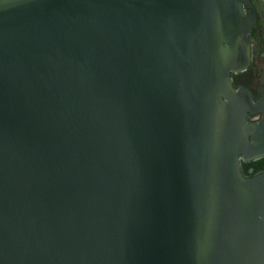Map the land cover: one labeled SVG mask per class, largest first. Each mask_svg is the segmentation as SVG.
<instances>
[{
    "label": "water",
    "instance_id": "1",
    "mask_svg": "<svg viewBox=\"0 0 264 264\" xmlns=\"http://www.w3.org/2000/svg\"><path fill=\"white\" fill-rule=\"evenodd\" d=\"M251 0H0V264H264ZM262 112L259 122L249 113Z\"/></svg>",
    "mask_w": 264,
    "mask_h": 264
},
{
    "label": "flooded vegetation",
    "instance_id": "2",
    "mask_svg": "<svg viewBox=\"0 0 264 264\" xmlns=\"http://www.w3.org/2000/svg\"><path fill=\"white\" fill-rule=\"evenodd\" d=\"M257 20V19H256ZM253 33L256 35L257 44L252 47L251 63L246 70L231 72V80L235 89L246 90L255 107L264 102V41L262 32L255 21ZM263 117L262 112L249 113L248 119L251 122H259ZM242 174L251 178L264 173V155L255 159H246L239 156Z\"/></svg>",
    "mask_w": 264,
    "mask_h": 264
},
{
    "label": "trees",
    "instance_id": "3",
    "mask_svg": "<svg viewBox=\"0 0 264 264\" xmlns=\"http://www.w3.org/2000/svg\"><path fill=\"white\" fill-rule=\"evenodd\" d=\"M254 11L257 14L256 23L261 29L262 38L264 41V0H251ZM264 46V44H263Z\"/></svg>",
    "mask_w": 264,
    "mask_h": 264
}]
</instances>
